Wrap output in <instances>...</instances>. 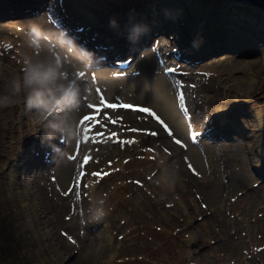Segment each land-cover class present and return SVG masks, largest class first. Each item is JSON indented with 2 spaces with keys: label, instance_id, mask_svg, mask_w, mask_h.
<instances>
[{
  "label": "rangeland",
  "instance_id": "1",
  "mask_svg": "<svg viewBox=\"0 0 264 264\" xmlns=\"http://www.w3.org/2000/svg\"><path fill=\"white\" fill-rule=\"evenodd\" d=\"M16 1L0 0V93L34 55L29 24L64 28L105 57L83 76L90 104L140 105L167 130L141 108L90 109L85 95L72 117L81 138L56 163L23 94L0 109L1 264H264V11L236 0H27L1 11ZM135 25L149 31L131 47L119 35ZM153 58L173 104L149 99ZM98 197L108 214L85 224Z\"/></svg>",
  "mask_w": 264,
  "mask_h": 264
},
{
  "label": "clouds",
  "instance_id": "2",
  "mask_svg": "<svg viewBox=\"0 0 264 264\" xmlns=\"http://www.w3.org/2000/svg\"><path fill=\"white\" fill-rule=\"evenodd\" d=\"M115 24V19L110 21V26ZM147 30L146 26L135 25L128 39L136 43ZM25 38L34 55L24 58L22 75L5 79L6 90L0 93V109L12 106L15 97L23 94L25 112L34 114L43 130L41 143L52 148L56 163L70 162L66 148L81 138L72 117L83 108L85 95L89 104L94 100L95 84L84 81L83 76L88 70L99 67L105 57L77 43V38L64 28L45 29L31 22ZM77 72L83 75L78 76ZM123 104L131 105V109L143 108L131 102ZM57 138L65 147L51 143ZM169 178L172 179L171 175ZM105 203L103 197L91 203L84 223H100L108 214Z\"/></svg>",
  "mask_w": 264,
  "mask_h": 264
},
{
  "label": "bare ground",
  "instance_id": "3",
  "mask_svg": "<svg viewBox=\"0 0 264 264\" xmlns=\"http://www.w3.org/2000/svg\"><path fill=\"white\" fill-rule=\"evenodd\" d=\"M13 1V0H12ZM15 1V0H14ZM25 1H27V0H18V1H16L14 4H8V6H4V7H2L1 8V11L2 10H4L5 8H7V7H11V9L12 8H15V6H18V5H21L22 3H24ZM28 1H30V3H32V1H34V0H28ZM15 11H17V10H15ZM8 17V18H11V17H15V15H14V13H11L10 12V14H6V15H3V17ZM16 16H18V14H16ZM153 17V18H152ZM150 19H152V20H154V21H156V23H159L160 24V21L158 20V19H156V18H154V16H152ZM143 24V23H142ZM169 24V23H168ZM156 25V24H155ZM163 26V25H162ZM162 26L160 27V28H162ZM147 28V27H146ZM159 28V27H158ZM157 28V29H158ZM159 28V29H160ZM158 29V30H159ZM147 31H149V30H147ZM153 31V30H152ZM151 31V32H152ZM130 34V33H129ZM144 34H146V33H144ZM119 36H121V37H123V38H125V39H128V35H119ZM119 36L117 37V39H116V41L119 39ZM141 38V37H140ZM217 38H222V39H224L225 41H227L226 39V37L225 36H217ZM217 38H214L213 40L215 41V39H217ZM143 40H145V39H143ZM115 41V42H116ZM214 41H213V43H214ZM121 42V41H120ZM145 42H146V40H145ZM204 44L207 46L208 44H209V42L207 41V40H204ZM121 43H123V44H125V45H127L129 48H131L132 46H138V44L139 43H134V45H131V44H129L128 43V40H126V42H121ZM213 43H211V44H213ZM140 44H142L141 42H140ZM210 44V45H211ZM130 45H131V47H130ZM143 45V44H142ZM142 45H140L139 47H141ZM126 50H128V49H126ZM126 50L125 51H120V53H126ZM129 50H131V51H133L132 49H129ZM151 57V56H150ZM149 64H150V67L148 68L149 70L148 71H150L147 75H148V80H147V82H148V84H149V90L151 89V91H149L148 90V96L150 97L149 99H151L152 101H155V99H157V98H162V100H163V103H167L168 104V102L170 103V104H173V100H174V98H175V96H174V94H173V89H172V84H171V80L169 81V78L166 76V75H160L159 74V72H156V71H154V69H156V67H157V65H156V63L154 62V58H153V60L152 61H150L149 60ZM105 78H106V80H107V83H108V87H109V91H110V89H111V86H112V84H114V83H116V81H117V79H115L114 77H112V76H104ZM151 92V93H150ZM160 98V99H161ZM150 100V101H151ZM159 102V101H158ZM161 107V106H160ZM165 107H167V106H165ZM164 107V108H165ZM168 108V107H167ZM163 112H164V110H162ZM170 113H172V115L170 114L169 115V117L168 118H170L171 119V121H173L174 123L175 122H177V123H175V125H179L180 126V123H179V120H178V115L176 114L175 115V107L173 106V107H171L170 108V111H169ZM167 113V112H166ZM165 113V114H166ZM177 116V117H176ZM166 117V116H165Z\"/></svg>",
  "mask_w": 264,
  "mask_h": 264
},
{
  "label": "snow or ice",
  "instance_id": "4",
  "mask_svg": "<svg viewBox=\"0 0 264 264\" xmlns=\"http://www.w3.org/2000/svg\"><path fill=\"white\" fill-rule=\"evenodd\" d=\"M8 47H11V45H8ZM168 71H172V69H168ZM81 75H83V74H81ZM178 98H179V100H180L181 102H183V100H184V95H183V92H182V91L179 93V97H178ZM100 105H103V108H105V109H116V108H118V107H123V108H131V107H132L131 105H127V104L118 105V104H115V103H109V102H106V101L104 100L103 97L100 98ZM100 105L89 104L88 107H89L90 109L95 108L96 111L99 112V111H100ZM140 111H143V112H145V113H148L150 116L154 117V118H155L160 124H162V125L164 126L165 130H167V125H165L164 122H163L162 120H160V118H159V117H158V116H157L152 110L147 109V108H141ZM93 119H95V117H93V116H89V115H85V116L83 117V120L81 121V123H83V122H87V121H90V120H93ZM107 119H109V120H110V123H112V124H116V123L118 122L116 119H110V118H107ZM132 131H137V130H136V129H132ZM148 134H150V135H156L157 133H155V132H150V133H148ZM111 135H112L113 137L116 136L115 133H113V134H111ZM93 139H95V137H93ZM175 143L180 144L181 141L176 140ZM166 151H167V150H166ZM72 158L74 159L75 157H72ZM84 160H85V162H87L88 157L85 156V157H84ZM191 167H192V166L189 165V168H191ZM93 175H98V174L94 173ZM137 183H139V182H137ZM77 198H79V194H77Z\"/></svg>",
  "mask_w": 264,
  "mask_h": 264
},
{
  "label": "water",
  "instance_id": "5",
  "mask_svg": "<svg viewBox=\"0 0 264 264\" xmlns=\"http://www.w3.org/2000/svg\"><path fill=\"white\" fill-rule=\"evenodd\" d=\"M236 1L246 2V3L250 4L251 6H255L258 9H262L264 11V0H236ZM0 264H1V262H0Z\"/></svg>",
  "mask_w": 264,
  "mask_h": 264
}]
</instances>
